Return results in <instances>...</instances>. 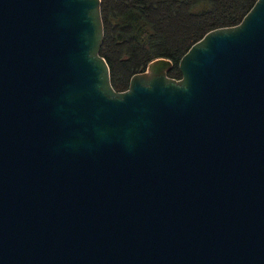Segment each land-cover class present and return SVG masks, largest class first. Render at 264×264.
I'll list each match as a JSON object with an SVG mask.
<instances>
[{
	"label": "water",
	"instance_id": "95a60500",
	"mask_svg": "<svg viewBox=\"0 0 264 264\" xmlns=\"http://www.w3.org/2000/svg\"><path fill=\"white\" fill-rule=\"evenodd\" d=\"M102 0H0V264H264V0L116 91Z\"/></svg>",
	"mask_w": 264,
	"mask_h": 264
},
{
	"label": "trees",
	"instance_id": "16d2710c",
	"mask_svg": "<svg viewBox=\"0 0 264 264\" xmlns=\"http://www.w3.org/2000/svg\"><path fill=\"white\" fill-rule=\"evenodd\" d=\"M257 0H102L105 39L101 55L110 66L116 91L129 88L134 74L155 59L179 63L209 31L238 25Z\"/></svg>",
	"mask_w": 264,
	"mask_h": 264
}]
</instances>
